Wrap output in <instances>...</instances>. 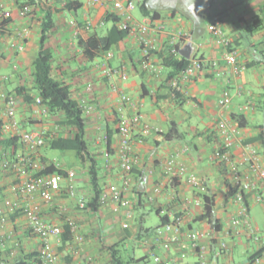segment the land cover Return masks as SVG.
Returning a JSON list of instances; mask_svg holds the SVG:
<instances>
[{"label":"crops","instance_id":"obj_1","mask_svg":"<svg viewBox=\"0 0 264 264\" xmlns=\"http://www.w3.org/2000/svg\"><path fill=\"white\" fill-rule=\"evenodd\" d=\"M81 1L84 6L78 15L74 16L66 11L56 15L57 27L50 34L47 45L53 51L54 77L69 85L73 98L79 104L88 106L83 111L86 119L85 138L89 152L100 163L103 182H120L118 146L121 137L117 130L120 93L132 97L143 122L153 128H160L162 132L144 134L140 124L132 128L131 142L137 162L132 174L134 184L127 194L130 204L126 209L131 212L129 221L135 220L136 224L125 229V234H120L118 230L120 223L126 219L124 211L115 213L111 203L100 207L98 212L80 209L76 199L67 194V179L62 181V188L54 194L51 204L44 202L39 195L32 197L31 202L41 205L42 216L47 222L60 225L64 232L68 221H73L85 238L82 243H78L74 235L68 241L64 240L63 235L51 237L62 262L111 264L107 247L112 244H119L120 247L128 237L138 242V233H142V230L146 232L145 228H149L144 225L140 227L138 218L144 221L145 217L142 215L148 208L159 210L158 215H167L169 221L175 216L183 215L184 231L188 228L209 229L206 222L196 221L201 208L195 205L201 195L208 192L216 195L217 215L223 228L230 226L240 204L233 195H226L229 189L226 180L231 187H235V181L229 166L217 162L213 156L222 144L221 122H236L234 115L238 114L245 115L247 119L246 126L240 128V137L232 148V157L239 173L244 177L253 176L249 173L248 166L241 162L246 145L255 146L264 153L260 142H250L264 128V3H249L250 11L246 15H238L232 19L227 15L229 7L226 0H215L209 8L204 5L203 0H172L165 12L149 6L147 2L146 9L150 15H144L143 19L152 20L154 28L150 35L155 40V47L150 55L145 56L136 36L128 35L119 45L109 50L113 52V57H108L106 51L98 52L97 57L89 60L84 56L79 40L104 35L111 26L108 25L107 16L113 11L108 5H93L90 0ZM155 1L157 0H153ZM3 2L9 10L16 8V0ZM49 2L52 6L62 7L55 0ZM214 13L222 16L225 34L231 41V47L238 52L239 65L245 67L238 75L225 62L226 48L208 30L209 17ZM152 14L156 16L152 17ZM87 19L92 21V28L89 30L84 29V26L80 27L78 23ZM161 22L166 25L165 31L158 29ZM242 24H253L255 30H261L262 40L259 41L253 34V41L247 48L244 47L243 34L238 29ZM175 29H183L188 33V39L179 45L184 48L191 44L192 54L200 57L204 65L203 70L193 78L178 82L177 88L167 79L166 69L158 56L163 48L168 47V32ZM39 31L38 14L37 17H21L17 14L12 21L0 28V191L6 197L20 198L12 190V186L36 172L31 170L24 173L15 165L5 167L4 162L8 159L16 161L21 155L38 160L46 157L65 170L77 171L73 181L77 194L88 200L93 190L87 168L78 162L74 151H62V156H58L47 147L31 150L22 145L20 140L21 133L32 129L66 135L70 131L66 126L57 124L61 121L58 116L41 114L34 101L37 91L34 88L33 61L39 50ZM20 44L24 46L23 50L18 49ZM121 68H125L128 73L125 80L117 73L107 72ZM88 85H91V90H87ZM114 85L118 87V91L113 90ZM226 89L231 90L233 99L227 108H222L218 100ZM238 89L241 92L236 94ZM2 94L16 97L17 128L11 125V120L5 114ZM124 111L131 114L133 109L126 105ZM170 131L172 136L166 139L165 134ZM108 135L110 139L106 143L103 137ZM11 137H17L18 140L15 146L7 147L5 142ZM105 150L111 156L109 169L103 168ZM174 153L180 154L188 173L184 177L172 179L166 174L164 165ZM188 175L197 176L200 186H191L187 181ZM156 187L160 191L155 195L154 201H150L148 197L155 194ZM137 190L142 193L139 195ZM255 193L251 190L245 194V204L252 225L257 230L264 217V193L261 201L256 200ZM139 202L143 203L138 205ZM162 229L163 227L150 229L146 232L147 236L141 239L144 255L150 256V248L143 242L149 241L155 246L158 232ZM6 232L11 237L2 246L1 253L8 264H37L35 255L40 239L29 231L27 218L21 213L12 214ZM262 235L260 241H256L244 226L232 229L231 235L221 234L216 239H208L210 251L207 264H252L254 257L263 253ZM69 236L65 235L66 238ZM221 238L231 244L229 252H220L218 241ZM15 241L20 243L18 247L15 246ZM154 248L158 253L169 256L178 252L181 246H176L171 252H166L159 245ZM184 248L188 255L184 264H198L196 251Z\"/></svg>","mask_w":264,"mask_h":264},{"label":"built area","instance_id":"obj_2","mask_svg":"<svg viewBox=\"0 0 264 264\" xmlns=\"http://www.w3.org/2000/svg\"><path fill=\"white\" fill-rule=\"evenodd\" d=\"M215 0H203L206 7H210ZM93 5H108L112 8L113 13L118 16L117 25L120 29L127 30L129 35L136 36L145 56H149L153 48L155 47V40L151 37V32L153 30L152 20L143 19L136 20L132 11L134 8V0H90ZM11 10L6 8L3 0H0V18L1 20H6L11 16ZM34 6L23 5L18 10V15L21 17H30L33 15ZM92 28V21L87 19L84 25V29L89 30ZM161 31L166 30V25L164 22L159 23ZM208 30L212 37L217 40V42L226 48L224 59L227 65L232 67L233 72L238 75L245 67L239 65L238 52L236 49L231 47V41L227 38L224 28L222 16L218 13L211 14L209 17ZM168 47L171 48L172 53H179L180 42L186 41L188 39V33L183 29H175L168 32ZM19 50H23L24 46L20 44L18 46ZM179 49V51H178ZM108 57H113V52L107 51ZM2 55V47L0 42V59ZM203 61L200 57L192 54L190 57L189 64L182 70L176 77L170 80L173 87L178 86V82L186 81L203 70ZM108 73H117L122 80L128 78V73L125 68L108 70ZM87 90H91V85L87 86ZM114 91H118L116 85L113 86ZM241 92L240 89L236 91V94ZM1 99L5 105V114L11 120V125L14 128L18 127L16 120V109L17 100L16 97L9 94H2ZM233 99V93L230 89L224 90L222 95L218 100V104L222 108H227ZM35 104L41 114H49L48 108L42 103V98L40 96L35 97ZM130 105L133 109L131 114H127L125 106ZM83 111L88 109L86 104H80ZM119 117L117 130L120 134V142L118 146V166L120 171V182L104 183L103 189L99 195L100 207L111 203L113 205V211L117 214L125 212V220L122 223L124 229L130 228L129 217L131 212L126 209L130 204L127 198V194L131 191L133 187V170L137 162L136 156L133 154V146L131 142V132L135 125H141L144 134H149L152 131L156 133H161L160 128H153L149 124L142 121L141 114L137 109L132 97L126 93H120L119 96ZM222 144L214 152V159L226 166H229L232 172V179L235 181L237 187L236 193L233 195L237 203L240 204L238 213L231 219L230 226L224 227L219 235H231L232 229L247 227V230L251 237H254L256 241H260V236L257 230L253 227L250 220V215L248 208L245 204V194L251 190H254L255 198L258 201L262 200V193H264V153L260 151L257 147L246 145L241 162L248 166L249 173L253 176H242L239 173L237 163L232 157V148L235 146L236 141L239 139L241 134V129L236 122H231L228 120H223L220 125ZM104 141L108 142V136L103 137ZM20 140L22 145L27 148L37 151L45 145L46 137L45 133L39 129L27 130L21 133ZM104 161L103 168L109 169L111 167V156L109 151L105 150L103 153ZM15 165L22 172L28 173L31 170L38 173L46 167L45 164L41 163L37 158L28 157L26 155H21L18 157L16 162H11L9 159L4 162L5 167ZM164 170L170 178H181L187 175L188 168L182 157L178 153L170 155L167 162L164 165ZM77 171L74 169L67 170L65 174L60 173H50L41 175L28 176L16 182L12 186V190L20 196L18 199H13L4 196L0 191V264H8L7 259L1 253V248L11 237V234L6 232V226L12 214L21 213L27 218V227L29 231L40 239L39 248L35 255V260L37 264H64L60 258L58 251L54 248L51 237L60 236L63 233V228L60 225L52 224L47 222L42 216L41 205L38 203L31 202L32 197L39 195L41 199L51 204L54 199V194L59 192L62 188V181L68 180L69 184L67 186V194L69 197L76 199L77 205L82 210H90L87 205V200L83 196H78L76 187L73 183L76 177ZM187 181L193 187L200 186L201 182L195 175H188ZM159 188L156 187L153 195H149L148 199L154 201L155 195L159 192ZM31 202V203H30ZM197 207H202L203 201L199 199L195 202ZM184 216H175L172 221L164 224L163 229L158 232L156 237L157 243L154 246L149 241H144V245H148L149 254L153 257L154 264H184L187 258V251L184 248L189 247L196 251L198 256V264H207L208 254L210 251L208 239L212 238L210 229L203 228H188L184 231ZM71 233L75 236L78 243L84 241V236L79 232L78 226L73 221H68ZM218 235V236H219ZM218 236L216 238H218ZM215 238V239H216ZM15 246H19L20 243L15 241ZM157 245L163 248L166 252H171L177 246H181L180 250L174 255L165 256L158 253L154 248ZM183 247V248H182ZM231 244L222 238L218 241V248L220 252L226 253L231 250ZM262 255L255 256L252 264H260L264 262V242L262 243ZM91 260V258H90Z\"/></svg>","mask_w":264,"mask_h":264},{"label":"trees","instance_id":"obj_3","mask_svg":"<svg viewBox=\"0 0 264 264\" xmlns=\"http://www.w3.org/2000/svg\"><path fill=\"white\" fill-rule=\"evenodd\" d=\"M57 4H62V7L52 6L49 0H16V8L11 10L10 18L1 20L0 28L6 23L12 21L17 16L18 10L23 5L34 6V17H37L40 25L39 31V50L33 61V76H34V88L37 91V95L42 98V103L48 108L50 115L58 116L61 121L58 124H62L67 127L70 131L66 134L59 132H46V142L43 147H47L49 150H60V151H74L78 162L86 166L87 173L92 186L93 194L87 200V205L90 210L98 212L101 203L99 202V195L103 189V178L101 176V166L96 156L89 152V145L86 141V119L84 117L83 109L80 107L78 101L73 98L71 89L64 81L58 80L54 77L52 72V61L53 51L47 45V41L50 38V34L57 27L56 15L61 11H66L74 16L78 15V12L82 10L84 2L81 0H55ZM148 0H143L140 7L143 14L146 16L150 15V12L146 9ZM156 14H152L155 17ZM118 16L111 12L107 16V21L111 22V26L108 28L106 33L102 36H90L86 40L80 39V45L82 46L84 56L92 60L97 57L98 52L109 51L113 46L119 45L129 35L127 30L120 29L117 25ZM85 22L78 21L80 27L85 25ZM179 51V49H178ZM158 56L161 59L162 66L166 69L167 79L172 80L182 70H184L189 64L190 59L181 56L178 52L172 53L171 48H163L159 52ZM177 88V87H176ZM35 101V99H34ZM234 119L237 125L242 128L246 126L247 119L245 115L238 114L234 115ZM264 127V126H263ZM171 131L165 134L166 139H170L172 136ZM180 136L182 134H179ZM110 136L108 135V143ZM18 138L11 137L5 143L7 147H13L16 145ZM260 142L263 146L264 151V128L258 136L251 138L250 142ZM10 160V159H9ZM11 162H16L11 160ZM40 162L45 164L46 167L35 173V175L60 173L65 174L67 170L59 167L49 158L42 157ZM226 184L229 186L227 196L234 195L237 191V187H231L226 180ZM140 195L141 190H137ZM203 205L201 207V213L196 217V221H204L208 225L213 239H215L219 232L223 229V224L217 215L216 210V195L208 192L201 195ZM143 202H139L141 205ZM157 214H160L159 210H156ZM161 223L154 228H145L146 232L150 229L157 230L164 224L169 222L167 215L160 216ZM143 220L138 218V224L143 227ZM66 230L62 233L65 241H68L72 237L70 226H65ZM69 234V237H65ZM138 237H142V233H138ZM126 250V249H125ZM107 253L110 257L111 264H150L149 256L144 255L136 257L134 253L124 255L119 244H112L107 247ZM154 264V263H153Z\"/></svg>","mask_w":264,"mask_h":264},{"label":"rangeland","instance_id":"obj_4","mask_svg":"<svg viewBox=\"0 0 264 264\" xmlns=\"http://www.w3.org/2000/svg\"><path fill=\"white\" fill-rule=\"evenodd\" d=\"M171 1L172 0H157L153 2V0H149L148 5L151 7H157L160 11L165 12L168 10V7L170 6ZM226 1L228 2L227 6L229 7L227 10V13H228L227 15L232 19L236 18L238 15H246V13L250 11L249 3H253L254 1L264 3V0H226ZM142 2L143 0H134V8L132 11V15L136 20H142L144 18V14L140 7ZM262 8L264 9V5L262 6ZM110 24L111 22L108 21V25ZM238 29L240 33L243 34L242 42H243V46L246 48L253 41V37H252L253 34L256 35L258 39H260L261 37V33H262L261 30H255L253 24H250V25L242 24L239 26ZM261 40L262 39H260L259 41ZM258 56L262 57L261 54H258ZM51 151L53 152V154L58 155V156H62L63 154V152L60 150L51 149ZM142 216L145 217L144 222H143L144 227L154 228L161 223L160 216L156 213L155 210H152V209L150 210L148 208L147 212L143 214ZM262 219L263 220H262L261 226L257 228V233L259 236H261L262 234L264 235V217H262ZM128 222L131 227H133L136 224L135 220L128 221ZM120 224L121 225L119 226L118 230L120 231V234H125L126 230L122 227V223ZM146 236H147V233L144 230H142V237L138 239L136 238L138 242H134L129 237L125 238L122 244L120 245V248L123 254L126 255L128 253L129 254L136 253V255L138 256H144V252L141 250L144 248V246L141 244V239H144V237ZM148 259L150 260V264H153V257L151 255L148 257Z\"/></svg>","mask_w":264,"mask_h":264},{"label":"water","instance_id":"obj_5","mask_svg":"<svg viewBox=\"0 0 264 264\" xmlns=\"http://www.w3.org/2000/svg\"><path fill=\"white\" fill-rule=\"evenodd\" d=\"M193 52L191 44H187L184 48L180 49L179 54L187 59H190Z\"/></svg>","mask_w":264,"mask_h":264}]
</instances>
